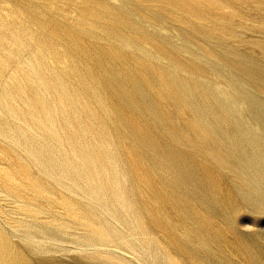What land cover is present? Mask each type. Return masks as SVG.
Masks as SVG:
<instances>
[{
    "label": "rangeland",
    "instance_id": "rangeland-1",
    "mask_svg": "<svg viewBox=\"0 0 264 264\" xmlns=\"http://www.w3.org/2000/svg\"><path fill=\"white\" fill-rule=\"evenodd\" d=\"M93 2L0 0V264H264V0Z\"/></svg>",
    "mask_w": 264,
    "mask_h": 264
},
{
    "label": "bare ground",
    "instance_id": "bare-ground-1",
    "mask_svg": "<svg viewBox=\"0 0 264 264\" xmlns=\"http://www.w3.org/2000/svg\"><path fill=\"white\" fill-rule=\"evenodd\" d=\"M88 1H94L93 2V11H91L89 14H84V17L81 19L82 24H79V27L82 30L84 25H88L91 29L96 23H103L105 21H110L112 19V3L111 0H86ZM117 9L114 12L123 13L128 11L129 4L128 0H115V3H113ZM80 18V17H79ZM80 23V21H79ZM84 24V25H83ZM90 28L88 30H90Z\"/></svg>",
    "mask_w": 264,
    "mask_h": 264
}]
</instances>
